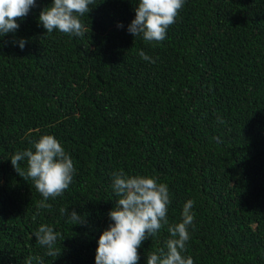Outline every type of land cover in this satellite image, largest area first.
Returning <instances> with one entry per match:
<instances>
[{"label":"trees","instance_id":"obj_1","mask_svg":"<svg viewBox=\"0 0 264 264\" xmlns=\"http://www.w3.org/2000/svg\"><path fill=\"white\" fill-rule=\"evenodd\" d=\"M52 2L0 37V264H95L119 170L168 186L169 224L194 201V264H264V0H185L153 44L127 31L138 0H95L83 37L46 33L39 13ZM43 135L76 170L48 209L10 161ZM44 224L60 233L57 256L36 242ZM169 238L165 227L144 241L138 264Z\"/></svg>","mask_w":264,"mask_h":264},{"label":"clouds","instance_id":"obj_2","mask_svg":"<svg viewBox=\"0 0 264 264\" xmlns=\"http://www.w3.org/2000/svg\"><path fill=\"white\" fill-rule=\"evenodd\" d=\"M95 0H53L50 6L39 13V24L46 33L58 31L62 34L83 37L88 28L81 17L89 14ZM185 0H138L135 7V19L127 31L134 37H142L148 44L165 40L170 25L176 22ZM37 7L36 0H0V37L15 33L20 25L18 20L25 18L32 8ZM122 28V24L117 25ZM21 50L27 43L24 39L14 40ZM140 57L155 63L145 52ZM223 123V120H220ZM16 173L24 180H31L36 191L42 196L37 207L48 209L49 199L62 196L73 182L75 168L72 159L61 143L51 135H43L32 148L16 152L10 159ZM26 162V170L21 167ZM112 190L118 200L108 213L111 223L98 240L95 264H138V249L146 240L158 235L167 227L169 239L165 248L148 253L146 264H194L192 257L185 256L190 240L189 228L194 224L193 200H188L182 210L181 222L169 224L167 213L171 204L168 186L158 183L154 177L129 176L123 170L112 175ZM61 214L72 225L85 222V217L74 210L62 208ZM37 244L46 249L47 256H57L56 243L60 233L44 224L34 233ZM166 249V250H165ZM28 257L25 264H32ZM39 259V258H37ZM43 264V260H39Z\"/></svg>","mask_w":264,"mask_h":264}]
</instances>
